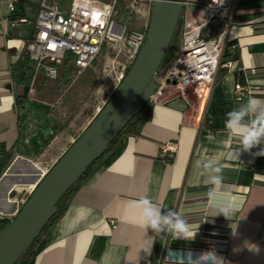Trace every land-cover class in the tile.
Here are the masks:
<instances>
[{
    "label": "crops",
    "instance_id": "obj_1",
    "mask_svg": "<svg viewBox=\"0 0 264 264\" xmlns=\"http://www.w3.org/2000/svg\"><path fill=\"white\" fill-rule=\"evenodd\" d=\"M41 1L0 0V154H15L6 170L0 157V211L9 216L23 188L36 180L31 175L36 167L59 154L72 135V124H62L59 113L64 95L59 84L47 88L48 98L35 95L49 81L43 75L28 94L26 110L20 113L16 105L11 67L36 35ZM11 3L16 7L12 16ZM240 4L264 7V0ZM193 14L197 22L203 16L199 10ZM260 27L231 29L223 61H232V67L220 69L205 106L172 89L157 97L141 134L124 136L93 170L29 264H264ZM174 59L172 55L157 77ZM239 71L251 89L243 95L236 89ZM169 142L177 144L172 162L165 154Z\"/></svg>",
    "mask_w": 264,
    "mask_h": 264
},
{
    "label": "built area",
    "instance_id": "obj_2",
    "mask_svg": "<svg viewBox=\"0 0 264 264\" xmlns=\"http://www.w3.org/2000/svg\"><path fill=\"white\" fill-rule=\"evenodd\" d=\"M153 1L73 0L71 9L66 14L57 5L42 0L35 21L36 35L26 46V54L35 63L29 94L34 91L40 75L48 80H58L61 75L60 66L67 53H72L79 74L92 68L100 58L108 61L106 67L110 68V73H115L109 80V85L113 87L110 95L112 97L145 43ZM196 9L202 11L203 16L197 24L184 27L179 54L174 57L172 65L164 75L157 77L160 71L157 73L158 90L150 99L153 103L165 89H172L178 95L201 99L205 106L220 69L232 67V61H223L231 29L235 26L264 23L263 6L242 7L240 0H185L183 15H188ZM15 10V4L11 3L9 14L12 16ZM254 11L259 14L243 18ZM18 22L17 19L13 21L14 24ZM236 89L238 95L251 92V89L242 83H238ZM104 106L98 107L88 125ZM87 127L72 136L59 154L42 162L44 167L41 166V171L37 173L34 187H29L27 195L16 202L14 217L37 185ZM176 150V143L169 142L165 146V154L170 158H174ZM5 216L9 217L0 215ZM210 249L215 250L213 246Z\"/></svg>",
    "mask_w": 264,
    "mask_h": 264
},
{
    "label": "water",
    "instance_id": "obj_3",
    "mask_svg": "<svg viewBox=\"0 0 264 264\" xmlns=\"http://www.w3.org/2000/svg\"><path fill=\"white\" fill-rule=\"evenodd\" d=\"M185 0H154L145 43L96 118L37 185L0 233V264H18L58 211V203L158 90L156 75L183 15ZM29 87L25 88V95Z\"/></svg>",
    "mask_w": 264,
    "mask_h": 264
},
{
    "label": "trees",
    "instance_id": "obj_4",
    "mask_svg": "<svg viewBox=\"0 0 264 264\" xmlns=\"http://www.w3.org/2000/svg\"><path fill=\"white\" fill-rule=\"evenodd\" d=\"M256 26H261L258 28L259 30H264V23L262 24H257ZM174 39V38H173ZM173 42V41H172ZM172 45V43H171ZM171 45L169 47V50L166 54V57L171 49ZM74 54L72 53H67L65 60L63 64L60 66L61 70V75H60V84L59 87L61 90H65L67 88H71L80 78H82L87 72L91 71L92 68L86 69L84 72L81 74L78 73L75 64H74ZM166 57L163 61V63L166 60ZM163 63L161 67H163ZM160 67L159 71L162 69ZM11 73H12V78L15 83V85L18 88L17 92V99H16V105L17 108L19 109L20 113H23L26 108H27V103L29 100V95H25V88L29 87L34 73H35V63L34 61L27 55L25 56L16 64L12 65L11 67ZM237 79L239 83L244 84L245 82V74L243 71H239L237 73ZM101 80L96 81L99 83ZM154 103L151 101H148L145 106L141 109V111L132 119V121L122 130V132L114 139V141L110 144V146L107 148V150L103 153V155L96 161L94 162L91 167L88 169V171L80 177V179L76 182L74 186H72L67 193L64 195V197L60 200L58 203V211L56 214L53 216V218L50 220V222L46 225L44 228L41 236L35 240V242L32 244V246L27 249L23 255L21 256L18 264H29L36 256L37 254V249L38 246L43 238V236L48 232V230L64 215L66 212L71 198L74 195V193L82 186V184L87 180L89 175L93 172L95 168H97L99 165L103 163V161L112 153L114 152L118 145L120 140L124 136H129V135H140L143 126L145 125L146 122H148L152 116V111H153ZM20 121L22 123L25 122V117H21ZM25 130L26 127H23ZM46 145V143H45ZM3 155V163L2 167L3 170H6L13 162L15 158L14 153H4L0 154V157ZM174 158L167 159V161L172 162ZM13 220V218L9 217H0V233L5 230L10 222Z\"/></svg>",
    "mask_w": 264,
    "mask_h": 264
},
{
    "label": "rangeland",
    "instance_id": "obj_5",
    "mask_svg": "<svg viewBox=\"0 0 264 264\" xmlns=\"http://www.w3.org/2000/svg\"><path fill=\"white\" fill-rule=\"evenodd\" d=\"M103 1L109 2L110 0ZM51 2L60 5L67 14L70 11L73 0H51ZM196 11H198V9L195 10V13ZM195 19L196 15L193 14V12H190L188 15H183L175 33L171 49L165 62L163 63V67L172 55L173 57H176L179 54L182 42V30L186 25L190 27L197 24ZM137 27H139V25ZM106 63H108L106 59H98L91 71L87 72L71 88H67L61 92L64 95L58 102L61 105L59 113L62 115L61 117H63L62 124H72V127L69 129L71 130V137L77 134L85 126H89L88 124L95 115L98 107L106 105L108 100L111 98L110 95L113 91V87L109 85V80L115 75V73H110V68L106 67ZM98 80L101 81L97 83L96 81ZM41 81V79L38 80V82ZM58 84H60V78L56 81L49 80L45 83L46 87L44 90L36 93L35 95L37 98H48L49 95H47L46 92L48 91L47 88H55ZM43 165L44 164L41 163V166ZM28 189V186L23 189L19 197V201L27 195ZM9 217L14 218V216Z\"/></svg>",
    "mask_w": 264,
    "mask_h": 264
},
{
    "label": "bare ground",
    "instance_id": "obj_6",
    "mask_svg": "<svg viewBox=\"0 0 264 264\" xmlns=\"http://www.w3.org/2000/svg\"><path fill=\"white\" fill-rule=\"evenodd\" d=\"M27 168V167H26ZM41 169H42V167L41 166H37L36 167V170L34 171V173L33 174H31V175H34V176H36V175H38L37 173L39 172V171H41ZM20 171V170H19ZM30 175V174H29ZM18 183V182H17ZM35 183H36V181H34V182H31V183H29V184H27L29 187H34V185H35ZM24 189V188H23ZM20 190V189H19ZM5 204V203H4ZM4 213H2L1 211H0V215H3Z\"/></svg>",
    "mask_w": 264,
    "mask_h": 264
}]
</instances>
